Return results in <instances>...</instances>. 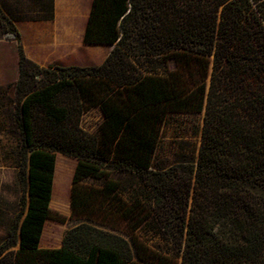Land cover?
I'll use <instances>...</instances> for the list:
<instances>
[{
  "label": "trees",
  "instance_id": "obj_1",
  "mask_svg": "<svg viewBox=\"0 0 264 264\" xmlns=\"http://www.w3.org/2000/svg\"><path fill=\"white\" fill-rule=\"evenodd\" d=\"M21 3L0 0L17 71L0 86V132L17 138L8 154L28 205L0 264H264V0H93L83 43L110 54L48 68L24 56ZM92 108L103 121L88 135ZM201 112L196 163L153 170L165 116ZM57 154L77 161L79 224L40 249L44 223L66 220L49 208Z\"/></svg>",
  "mask_w": 264,
  "mask_h": 264
},
{
  "label": "crops",
  "instance_id": "obj_2",
  "mask_svg": "<svg viewBox=\"0 0 264 264\" xmlns=\"http://www.w3.org/2000/svg\"><path fill=\"white\" fill-rule=\"evenodd\" d=\"M92 2L93 0H52L51 21L15 22L24 56L40 68L101 65L110 54L112 46L83 43ZM34 8L38 10L37 5ZM8 35L3 34L0 27V42ZM76 164L77 161L73 158L56 155L49 208L68 219L71 215L72 178ZM78 224L73 222L69 229ZM65 231L61 223L47 220L43 226L39 248H61Z\"/></svg>",
  "mask_w": 264,
  "mask_h": 264
},
{
  "label": "rangeland",
  "instance_id": "obj_3",
  "mask_svg": "<svg viewBox=\"0 0 264 264\" xmlns=\"http://www.w3.org/2000/svg\"><path fill=\"white\" fill-rule=\"evenodd\" d=\"M20 17L24 21L30 19H43L45 22L51 21L49 0H40L39 4L34 0H21ZM38 6L36 11L34 6ZM0 43L10 45L13 36L8 35ZM11 49L5 46L0 47V86L13 82L17 77L16 64L13 61ZM170 68H173L171 63ZM203 112L201 113H170L164 118L161 125L156 148L153 154L151 168L153 170H165L177 163L195 164L200 146V136L202 128ZM103 116L98 108H92L83 113L80 121V128L88 135H94ZM1 147L0 150V246L7 239V231L14 223L16 217L21 218L26 212L28 205V194L23 192V185L18 181V162L14 156L9 155L10 147L17 142L16 136H10L5 132H0ZM61 155V154H57ZM116 177V175H114ZM124 178V176H122ZM86 184H99L90 179L84 181ZM24 199V206L19 204L20 198ZM56 222V221H55ZM74 220L66 218L62 224V229L70 230L69 227ZM59 223V222H57ZM117 235L121 234L115 232ZM49 234V233H48ZM148 235V245L159 243L158 236L150 237ZM19 239L17 234V240ZM163 245V244H162ZM17 249V246L16 248ZM164 249L167 246L164 245Z\"/></svg>",
  "mask_w": 264,
  "mask_h": 264
}]
</instances>
